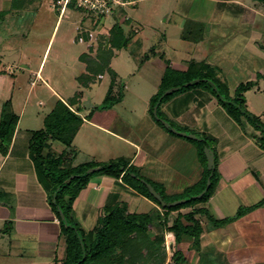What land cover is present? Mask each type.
Returning a JSON list of instances; mask_svg holds the SVG:
<instances>
[{"label":"crops","instance_id":"0c3cea01","mask_svg":"<svg viewBox=\"0 0 264 264\" xmlns=\"http://www.w3.org/2000/svg\"><path fill=\"white\" fill-rule=\"evenodd\" d=\"M145 1L132 0L128 7L137 9ZM180 1L188 4L194 13L193 18H181L175 24L184 44L180 45L183 52L170 47L166 36L160 37L158 44L149 50L150 54L142 44V58L138 59L136 72L132 74L133 78L140 76L141 79L129 87L119 85V74L113 69L114 55L110 64L115 75L112 97L117 100L121 97L119 102L94 119H91L92 113L84 114L80 110L84 124L72 148L59 143L63 146L60 151L54 146L58 142L49 143V150L56 155L72 152L71 167L124 159L143 178L162 187L168 196L181 195L202 180L208 170L207 162L200 156L197 146L187 138L173 136L150 115L151 99L158 93L168 63L178 72H187L194 65L197 68L209 65L215 70L216 79L228 86L231 95L241 85L250 83L251 87L244 93L246 108L264 125V0H211L215 6L212 5L208 20L199 18L195 8L198 0ZM121 22L134 21L126 12ZM170 50L174 53V61L168 59ZM43 63L37 76L44 82ZM97 81L88 87L78 82V91L92 89ZM81 92L84 101L85 95L83 90ZM178 92L162 104L161 113L183 132L194 134L202 141L209 140L217 174L210 200L178 213L186 215L203 209L218 220H224L235 217L240 209L262 203L261 207L229 223L226 228L213 229L205 216L200 217L204 229L200 248L203 249V243L207 242L204 237L209 236L215 241L206 243L204 248L216 246L222 250L224 247L218 245L216 236L224 235L223 245L237 240L241 251L256 258L264 253V149L258 142L262 135L245 120L238 124L210 91L196 88ZM62 102L67 103L63 99ZM84 108L91 111L93 106L85 101ZM118 108H122L121 116L114 111ZM24 117H19L9 152L0 153V248L11 251L15 245V250L26 253L28 248L24 245H31L30 250L34 248L45 257H40L39 262L56 264L66 256L65 238L30 156V139L35 131L19 129L23 122H28ZM22 132L25 133L22 135ZM78 140L82 143L77 150ZM82 154L88 160L76 165ZM118 206H126L129 214L136 215L153 216L159 212L163 216L165 212L122 177L95 175L74 202L72 217L85 233H91L102 225L108 211ZM157 231L156 225L150 226L153 239ZM119 253L120 250L115 256Z\"/></svg>","mask_w":264,"mask_h":264},{"label":"rangeland","instance_id":"374dc122","mask_svg":"<svg viewBox=\"0 0 264 264\" xmlns=\"http://www.w3.org/2000/svg\"><path fill=\"white\" fill-rule=\"evenodd\" d=\"M53 3L54 0H0V116L3 105L11 101L15 113L28 119V122H23L24 125L21 124L19 128L25 132L27 129L42 130L46 116L57 103L62 99L69 102L74 97L79 90L76 77L83 76L87 68L80 58H84L88 64L90 61L100 63L98 57L104 46L108 47V40L116 25L122 26L129 43L126 49L114 51L113 69L119 74V85L123 87L127 84L129 87L141 79L140 76L133 78L132 74L136 72L138 59L142 58L140 55L142 44L150 54L149 50L158 44L160 37L166 36L170 41V47L183 52L180 45L184 44L180 41L175 24L181 18H193L194 15L191 12L193 9L190 10L186 3L181 4L180 0H146L141 2L137 9L125 8L124 12L126 11L127 16L134 21L132 23L121 22L126 16V12L123 11L120 12L123 13L120 18L106 16L98 19L74 7H70L60 18ZM212 5L215 6V3L213 4L211 0H198L195 8L198 9L200 19L210 18ZM139 30L141 32L136 33ZM167 56L168 59L175 60L171 50ZM42 62L44 63L41 72L44 80L46 82L48 80V85L37 76ZM92 68L95 69V66ZM97 79L92 89H82L84 101L80 100L76 106L84 114L92 113L91 119L104 111L99 107L108 95L112 78L110 74H106L103 78ZM85 101H90V105L93 106L91 111L84 108ZM121 109L114 111L121 116ZM25 132H22V135ZM77 142L78 150L82 141ZM54 146L57 150H63L59 143ZM87 160V156L82 154L76 165ZM161 212L164 210L161 209ZM206 212L212 215V219H217L214 214ZM179 214L177 212L174 216ZM208 214L205 221L209 220ZM209 225L213 227L211 221ZM164 231H166L164 244L147 261L148 264H179L176 262L177 259L180 264L182 260V264H256L254 260L258 261V264H264V253L255 258L241 251L237 247L239 245L237 240L223 245L224 235L216 236L218 245L224 247L222 250L216 246L212 249L204 248L206 243L215 241L206 236L203 240L207 242L203 243V249L201 247L198 254L192 247L190 239L177 244L174 234ZM30 246L24 245L28 248L26 253L15 250V245L11 251L0 248V264H47L48 261L39 262L43 253L36 252L34 248L30 250ZM143 254L146 255L145 251Z\"/></svg>","mask_w":264,"mask_h":264},{"label":"trees","instance_id":"16d2710c","mask_svg":"<svg viewBox=\"0 0 264 264\" xmlns=\"http://www.w3.org/2000/svg\"><path fill=\"white\" fill-rule=\"evenodd\" d=\"M128 43L129 38L125 37L124 29L118 24L115 26L112 31V36L108 40V49L105 45L102 53L98 57L100 63H92L90 61L88 64L84 58H80L86 64V70L88 72V74H84L78 78L79 84L83 87H88L90 84L95 83L98 80L97 78L105 74L111 75L112 86L103 104L99 107L102 110L112 108L121 99V97L118 100L112 97L115 75L110 68V64L115 55L114 51L126 49ZM93 66H95V69L92 68ZM196 80H199L200 83L188 88L185 87L186 84ZM209 82H212L214 86L209 84ZM214 87L217 88L216 91ZM250 87V83L241 85L235 91V94L231 95L228 86L216 79V72L209 65L204 64L199 68L194 65L187 72H178L168 63L158 93L151 99L150 115L154 118V109L158 107V116L169 122L163 117L160 109L162 104L172 96L163 98L164 94L173 88H180L178 93L203 88L210 91L218 99L222 107L238 124H242L245 120L255 127L262 135V138L258 142L264 149V125L246 108L244 93ZM82 97V92L78 91L69 102L64 103L59 101L51 113L46 116L44 128L32 133L29 145L30 156L34 161L40 180L48 192L49 205L59 220L61 234L65 238L66 256L64 260L56 264H148L149 262L147 261L164 244V232H166L164 230L174 234L177 244L183 243L185 239H190L192 241V247L199 254L201 250V237L204 232L200 217H204L208 213L203 209H199L186 215L179 214L174 217L172 215L180 212L182 209L195 207L198 204L206 203L210 200L216 187V169L213 172L206 170L202 180L193 188L186 190L183 194L168 196L162 187L143 178L124 159L71 167L72 152L65 151L60 155H56L49 150V143L58 142L66 148H72L74 139L84 124V120L79 115L81 112L79 108L73 110L79 101L82 100ZM156 122L164 128L159 121ZM18 123L19 116L15 113L12 102L9 101L3 105L0 116V153L7 154L9 152ZM170 124L178 131L183 132L176 125ZM168 132L170 133V131ZM187 140L197 146L200 156L206 163L207 159L204 149L210 147L209 140L207 138H204L203 141ZM47 149L49 151L46 153ZM93 169H96V172L90 174L89 171ZM211 174H213L211 179L212 185L207 193L201 199L193 200V197L205 191ZM95 175H106L116 179L122 177L132 184L139 193L163 209L165 214L163 216L159 212L153 216L150 214H129L128 207L118 206L108 211V215L104 218L102 225L96 228L94 232L85 233L72 217L73 204ZM133 175L136 177L134 178ZM141 180L152 185L156 192L161 195L165 203L171 204L179 200H187V203L174 208L163 207L149 193L146 185L142 184ZM261 206L262 203L252 208L240 209L235 217L224 220L212 219V215L208 214V223L211 221L213 229H220L229 223L239 220L246 213ZM61 215H64V220L61 218ZM171 220L172 225H170ZM153 225L158 227L154 239L149 233L150 226ZM119 250L120 253L116 257L115 255ZM144 251L146 255L143 254ZM179 256L182 258L180 254ZM176 262L180 264L179 259Z\"/></svg>","mask_w":264,"mask_h":264},{"label":"water","instance_id":"95a60500","mask_svg":"<svg viewBox=\"0 0 264 264\" xmlns=\"http://www.w3.org/2000/svg\"><path fill=\"white\" fill-rule=\"evenodd\" d=\"M200 81L199 80H196L194 82H191L189 84H186L185 87L188 88L194 84H199ZM209 84H211L212 86H214V84L212 82H209ZM180 90V88H173L169 91H167L163 98L164 97H167V96H171L175 93H177L178 91ZM214 90L216 91L217 88L214 87ZM153 116L154 118L159 121L163 127L170 131L172 134L174 135H178L180 137H183V138H187V139H190V140H194V141H202L200 138H198L196 135L194 134H188L186 132H180L178 131L176 128L172 127V125L170 123H168L167 121L161 119L159 116H158V107H155L154 109V112H153ZM204 153H205V156H206V159H207V169L209 172H213L215 169H216V162H215V155H214V152L212 151V149L210 147H206L204 149ZM96 172L95 169L93 170H90L89 173L90 174H94ZM133 177L135 178L136 176L133 175ZM213 177V174H211V177L208 179V182H207V187L205 189V191L203 193H201L200 195L198 196H195L193 197L192 199L193 200H198V199H201L206 193L207 191L209 190V188L211 187L212 185V179ZM142 184L146 185L147 189L149 190V193L163 206V207H169V208H174V207H177V206H181V205H184L187 203V200H179V201H176V202H173L171 204H167L164 202L163 198L161 197L160 194H158L156 192V190L154 189V187L150 184H148L146 181L144 180H141ZM61 218L64 220L65 217L64 215H61Z\"/></svg>","mask_w":264,"mask_h":264},{"label":"built area","instance_id":"2783aa9c","mask_svg":"<svg viewBox=\"0 0 264 264\" xmlns=\"http://www.w3.org/2000/svg\"><path fill=\"white\" fill-rule=\"evenodd\" d=\"M130 4L132 0H54L53 7L59 12L60 18L70 7H74L101 19L106 16L121 17Z\"/></svg>","mask_w":264,"mask_h":264}]
</instances>
